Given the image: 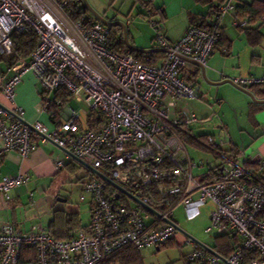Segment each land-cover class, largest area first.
<instances>
[{
  "label": "built area",
  "instance_id": "2783aa9c",
  "mask_svg": "<svg viewBox=\"0 0 264 264\" xmlns=\"http://www.w3.org/2000/svg\"><path fill=\"white\" fill-rule=\"evenodd\" d=\"M236 3L214 0L216 25H190L174 42H168L156 26L155 42L164 56L155 64L114 50L108 26L86 15L72 16L68 0H0V62L5 66L0 71V93L10 103L0 102V158L15 151L24 159L40 137L127 192L97 174L83 182L79 199L83 201L85 193L90 196V223L66 239L55 238L39 224L25 231L12 223L1 224L0 264H101L127 247L159 248L179 234L173 219L176 206H183L191 220L208 202L211 223L204 232L235 236L236 246L222 257L213 247L215 253L185 235L181 243L192 245L186 262L264 264V158L244 163L226 158L215 175L212 170L211 179L202 181L194 169L209 161L193 160L183 139L188 126L199 120L186 108L174 111L176 100L199 96L198 88L186 83L181 72L189 61L205 66L224 16L231 14L236 27L249 25L238 15ZM28 31L37 37L29 55L11 63L2 60L12 55L11 34ZM29 71L43 94L64 89L68 97L85 104L87 114H96V124L90 126L72 108H65V117H54L49 109L61 103L47 96L42 97L40 110L50 115L52 127L24 121L14 95ZM230 82L245 89L264 84V76L230 78ZM197 141L210 150L222 144L213 135ZM62 166L58 160L56 167ZM27 179L25 172L3 176L0 194L8 200L10 190ZM130 196L140 203L133 205Z\"/></svg>",
  "mask_w": 264,
  "mask_h": 264
},
{
  "label": "crops",
  "instance_id": "0c3cea01",
  "mask_svg": "<svg viewBox=\"0 0 264 264\" xmlns=\"http://www.w3.org/2000/svg\"><path fill=\"white\" fill-rule=\"evenodd\" d=\"M193 1L194 5L188 7V3H183V0H181L183 4L181 11L184 10L183 8L186 9V20L179 34L170 35L167 30L162 33L160 27V32L168 42H174L183 35L186 28L189 26V19L193 16L198 22L204 21L205 24L213 23L214 18L212 15H209V5L198 3L195 0ZM252 1L253 0H237V3L240 5L241 3H251ZM262 1L264 2V0ZM162 9L165 18H167L163 7ZM87 13L92 16L88 11ZM263 16L264 15L260 16L253 22L248 21V28L258 27L262 34V37L258 41L251 43L246 34L247 28L234 26L232 24L231 14H226L220 25L221 37L215 49L207 58L205 66L201 67L194 61H189L181 72V76L186 83L197 87L199 90V96L194 99H203L207 102L211 97L212 103L208 106L212 108L214 111L213 113H218L220 109L225 107V104H227L228 108L232 109L233 112H239L236 125L240 133L236 137L232 136L227 124L224 123L222 119L220 120L221 124H219V130L217 131L219 132L218 135L215 133L196 132L194 125L197 122L188 126L185 133H183L186 146L189 144L196 150L203 151L211 158H206L209 161L207 166L196 168L198 172L194 171L195 175H200V178L205 180L212 178L213 169L215 175V169L226 158H234L238 163H244L246 159L264 158V104L254 101L246 91L250 92L255 100H264V97L260 95L256 88H251L250 86L244 89L230 82V78L264 76ZM242 17L246 18L245 16ZM163 18L164 17L161 16V20L152 21V26L156 27V24L162 21ZM122 28L124 32L121 31V33L125 37L127 33V35L129 34L132 38L129 31L125 30L124 26H122ZM155 35L151 38V44L147 47L141 46L136 42L133 44L129 42V44L140 50H152L151 52L136 51L145 54L146 58H150V53H164L163 50L157 46L154 40ZM151 58L153 63L159 64L163 58V54H156L151 56ZM4 69V63L0 62V71ZM213 82L216 83V85L210 84ZM202 89L205 92L214 89V95H205ZM57 91L58 90L43 94L39 82L34 77L33 73L29 71L22 76L21 81L15 88L14 104L22 109L21 116L24 121L33 122L37 120L51 128L52 122L50 115L40 110V102L44 96L53 100L56 97ZM61 100L63 103L57 108V114L65 117V108H72L80 113V117L83 120H86L87 108L84 103L76 102L71 97H67V99L62 98ZM188 100L191 99L176 100L174 111L180 112L183 108H186L193 112L198 118L196 112L190 110L186 106ZM0 102L7 106L10 105V103L6 102L1 93ZM200 118L203 119L202 122L210 119L209 115H204L203 118ZM205 135H213L215 139H221L222 144L214 146L213 150L204 147L197 141V138L202 139ZM192 140L195 142H190ZM189 154L191 158L195 160L190 152ZM58 160L63 163V166L60 168L56 167V162ZM80 164L78 160L72 157L66 150L58 147L53 141L44 140L40 137L35 140L34 150L24 159L20 158L15 151L6 152L0 158V180L5 175H16L19 172H25L28 175V179L24 184L10 190V198L8 200L0 194V225L8 222L14 224L22 231H25L32 224H39L50 234H52V228L57 232L68 231L65 235L59 236L61 238L71 237L80 230L88 229L91 207L90 196L87 194L83 201L79 199L78 202L79 204L87 205V210L89 212L88 221L82 223L78 206H71L67 198L60 196L59 193L54 190L56 179L65 174V171L73 173L79 166H83ZM94 177H96V174L87 169V179L83 180L82 183ZM81 194L82 192L80 195ZM132 203L133 205L136 204L135 201ZM207 204L210 206L208 210L209 216L212 204L208 202L202 207ZM199 215L200 212L196 217ZM173 219L178 226L175 215ZM177 239L182 240V237L177 235L176 238L169 243L175 242Z\"/></svg>",
  "mask_w": 264,
  "mask_h": 264
},
{
  "label": "rangeland",
  "instance_id": "374dc122",
  "mask_svg": "<svg viewBox=\"0 0 264 264\" xmlns=\"http://www.w3.org/2000/svg\"><path fill=\"white\" fill-rule=\"evenodd\" d=\"M88 6L87 11L92 15L91 11L101 16L108 21L117 22V25L124 32L128 30L130 35L126 33V40L129 44L136 42L137 44L147 47L151 44V38L156 34V28L152 26V21L161 20L159 13L153 12L152 6L145 7L141 0H84ZM146 1V0H143ZM155 7L162 6L166 12L167 18H163L162 21L156 24L157 27H161V32L165 30L170 35H177L181 31L184 22L186 20V9L181 11V0H152ZM183 3H188V7L194 5L193 0H183ZM191 5V6H190ZM139 12H143L151 15V17H145ZM153 12V13H151ZM155 13V14H154ZM153 14V15H152ZM93 16V15H92ZM94 17V16H93ZM264 32V28H263ZM156 37V35H155ZM155 40V39H154ZM2 67V66H1ZM214 87V86H213ZM202 91L205 95H214V89H210L208 92ZM207 96V97H209ZM211 97L206 102L203 99H191L186 102V106L196 112L198 115V122L194 125L196 132L215 133L219 129L220 120L227 124L229 131L233 137L238 136L240 131L236 125L239 112H233L225 104L223 109L217 113L210 108ZM204 115H209L208 121L202 122ZM237 119V120H236ZM187 148L196 162H199V158L211 159L209 155L203 151L196 150L191 145H187ZM81 165V164H80ZM198 172V170H194ZM66 173L59 176L54 183V190L58 192L60 196L67 198L71 206H78L80 211V218L82 223H86L89 219V212L87 205L79 204V195L82 192V181L87 179V169L83 166H79L73 173L65 171ZM85 195H87L85 193ZM209 204L200 209V215L194 219H187L184 208L177 206L174 209L175 219L178 222L180 228L179 234L181 237L185 235L190 236L196 241L213 247L215 245V232L207 234L204 232L205 228L210 225V219L208 216ZM182 240L177 239L175 242H171L160 246L159 248L150 247L138 251V255L141 264H188L185 260V255L191 250L192 245L188 243H181Z\"/></svg>",
  "mask_w": 264,
  "mask_h": 264
},
{
  "label": "trees",
  "instance_id": "16d2710c",
  "mask_svg": "<svg viewBox=\"0 0 264 264\" xmlns=\"http://www.w3.org/2000/svg\"><path fill=\"white\" fill-rule=\"evenodd\" d=\"M195 1L198 3L205 4V5H209V10H210L209 15L210 16L212 15V17H213L212 6L214 3V0H195ZM141 3L145 7L152 6L153 12L159 13L160 16L165 18L164 11H163L162 7H160V6L155 7L153 5L152 0H146V1L141 0ZM236 8H237L238 15L245 16L249 22H253L255 19L264 15V2L262 0H253L251 3H241L240 5L238 3H236ZM68 10H71L72 16H74V17H77L79 15H86L89 18L97 20L87 13V9L82 5L81 0H68ZM153 12H151V13H153ZM139 14H141L145 17L151 16V15L143 13V12H139ZM189 22H190L189 26L190 25H198V26H201L204 28H212L213 26L216 25V20H214L213 23H206L205 24L204 21L198 22L194 16L189 19ZM108 28L110 31V39H111L110 44L114 50H116L118 52L129 51L130 53L135 55L137 60H139L141 62H145V63H153L152 58H151V56H153V55L163 54V56H164V53L154 52V53L149 54L150 58H146L145 54L140 53V52H136L128 46L130 44H128L126 37L121 33V28L118 25H111V26H108ZM244 28H247L246 34H247L251 43H255L256 41H258L262 37V34L259 31L258 27L248 28V26H246ZM218 31H219V35H218V41H219V39L221 37V28L220 27L218 28ZM11 40H12V48H13L12 55L8 58H2V60H4L5 62H8V63L13 62L14 59L17 57H27L29 55V53L31 52V50L36 46V43H37V37L32 31L23 32V33L13 32L11 34ZM218 41H217V43H218ZM251 88H256L257 91H259L260 95L264 97V84H256V85L251 86ZM67 97H68L67 92L64 89H59L57 91L56 97L53 100H59L60 103L62 104L63 102L61 99L62 98L67 99ZM49 112L54 113V115H55L54 117L57 116L56 115L57 114V108L55 106L51 107L49 109ZM87 121H88L90 126L95 125L96 122L98 121L96 114L94 112H89L87 114ZM190 142H195V141L192 140ZM202 181H207V180L203 179ZM107 188H110V187L107 186ZM68 221H69V219H68ZM67 232L68 231L57 232L54 228L51 229V233H52L51 235L54 234L53 236L55 238H58V239H66V238H61L59 236H63ZM67 238H69V237H67ZM235 246H236L235 236H230V235L224 234V235H217L215 237V245L213 246V249L220 256L227 257L232 252V250L235 248ZM101 264H141V261H140L139 255H138V251L135 250L134 248L127 247V248L120 250L118 253L114 254L110 258L106 259Z\"/></svg>",
  "mask_w": 264,
  "mask_h": 264
},
{
  "label": "water",
  "instance_id": "95a60500",
  "mask_svg": "<svg viewBox=\"0 0 264 264\" xmlns=\"http://www.w3.org/2000/svg\"><path fill=\"white\" fill-rule=\"evenodd\" d=\"M82 1V5L86 8V9H89L88 8V6L86 5V3H85V1L84 0H81ZM90 10V9H89ZM91 13H92V15L94 16V18L95 19H97V20H99L100 22H102L103 24H105V25H107V26H111V25H114V24H117V22H112V21H108V20H106V19H104V18H102L101 16H99V15H97L96 13H94V12H92L91 11ZM131 49H133L134 51H147V52H151L152 50H140V49H137V48H134V47H132V46H130V45H128ZM210 84H212V85H216V83H210ZM246 93H248L250 96H251V98L254 100V101H257V102H259V103H263L264 104V100H255V98L253 97V95L250 93V92H248V91H246ZM72 156V155H71ZM73 157V156H72ZM76 159V158H75ZM76 160H78V159H76ZM81 164H82V162L80 161V160H78ZM83 166H85L88 170H90V171H92V172H94L95 174H97L99 177H101L102 179H104L107 183H109V184H111L112 186H114L117 190H119V191H121V192H123V193H127L123 188H121L120 186H118L117 184H115L111 179H109V178H107L106 176H104V175H101V174H99V173H97L94 169H92V168H90L89 166H86V165H84V164H82ZM130 198L133 200V201H135L136 203H140L136 198H134V197H132V196H130ZM144 208H146L147 210H150L151 211V209L149 208V207H147V206H144ZM177 228H178V230H180V228L178 227V226H176ZM190 237V236H189ZM193 239V238H192ZM193 240H195V239H193ZM196 241V240H195ZM197 243H199L200 245H202L204 248H206L209 252H211V253H215V252H213V250L210 248V247H208V246H206V245H204V244H202V243H200V242H198V241H196Z\"/></svg>",
  "mask_w": 264,
  "mask_h": 264
}]
</instances>
